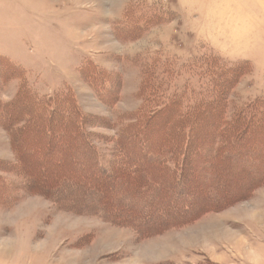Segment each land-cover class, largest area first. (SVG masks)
I'll return each mask as SVG.
<instances>
[{
  "label": "rangeland",
  "instance_id": "374dc122",
  "mask_svg": "<svg viewBox=\"0 0 264 264\" xmlns=\"http://www.w3.org/2000/svg\"><path fill=\"white\" fill-rule=\"evenodd\" d=\"M146 71L153 73L157 95L141 93ZM101 80L110 94L101 92ZM216 85L226 92L220 115L228 120L264 102V0H0V120L3 104L17 101L23 111L30 95L39 100L73 96L75 108L93 118L86 132L110 170H118L122 149L133 154L120 139L142 126L146 100L155 105L180 100L187 109L204 93L213 95ZM19 93L26 94L16 99ZM174 115L171 109L157 132L147 133L148 152H159L157 140L170 134ZM54 122L60 125L59 119ZM29 154L18 162L0 127V163L13 166L11 172L0 168V178L21 189L13 205L0 208V264H264V186L190 224L146 236L130 222L116 225L62 211L50 197L26 192L23 169L39 175L47 165L60 164L55 157L43 158L40 148ZM68 155L50 177L38 176V188L64 176H88ZM225 182L228 194L201 199L194 209L243 190L235 181ZM168 190L158 195L163 206ZM168 211L146 217L142 227L151 232L161 226Z\"/></svg>",
  "mask_w": 264,
  "mask_h": 264
},
{
  "label": "trees",
  "instance_id": "16d2710c",
  "mask_svg": "<svg viewBox=\"0 0 264 264\" xmlns=\"http://www.w3.org/2000/svg\"><path fill=\"white\" fill-rule=\"evenodd\" d=\"M144 75L141 93L157 95L159 90L153 88L156 83L153 85L151 80L152 71H146ZM97 83L103 86L100 89L102 93L110 94L106 81L105 85L102 80ZM216 87L217 91L213 95L204 93V99L196 105L187 106V109H184L180 100H172L166 105H155V102L146 100L139 117L143 119L142 126L133 127L120 139L133 154L129 157L128 151L122 149V163L120 162L118 170L108 169L106 161L101 158L86 132L88 123L93 118L75 108L76 101L72 95L68 97L58 94L52 99L39 100L27 92L30 103L26 105L32 107L31 110L25 106L21 111L17 101L3 104L1 112L4 119L0 120V127L10 138L15 155L19 157L18 162L21 163L20 158L28 155L34 148H40L44 153L43 158L55 157L61 166L66 162L68 154L75 156L77 169L82 173L88 172V176H61L62 178L52 182L47 178L46 183L55 184H47L48 188H38L41 178L38 176L44 173L45 178L50 177L58 170L59 165H47L49 168L40 171L39 175H33L21 165L29 186V191L23 189V192L50 197V201L62 211L96 216L116 225H121L123 220L130 222L148 236L185 223L190 224L202 214L216 212L229 204L243 201L255 189L264 186V102L250 104L228 120L220 115L225 111L226 100L223 96L226 92L222 86ZM20 94L16 99L22 98L26 93ZM171 109L175 112V117L172 116V122L168 123L170 134L160 136L157 140L159 152H148L152 144L147 133L154 130L155 134L163 116ZM55 119H59V126L54 122ZM54 123L58 131L54 129ZM33 129L35 134L32 133ZM31 138L34 139L33 145L29 144ZM136 147L139 152L134 157ZM143 152L145 156H142ZM12 167L7 163H0V168L4 171L11 172ZM150 167H156V172L150 171ZM90 168L92 172L89 171ZM0 180V195L2 189H7L0 196H4L0 208L9 207L18 200L16 191L21 189L2 178ZM226 180L230 183L237 182L243 190L229 200H221L220 204H205L198 207V210L194 209L201 199L206 200L218 192L222 193V197L223 194H228ZM96 181L103 182V185ZM90 182L95 183V186ZM163 188L170 192L167 200L162 202L164 206L158 200ZM134 197L144 202L141 205L131 203ZM74 204H78V209L74 208L77 207ZM190 208H193L191 213ZM166 209L169 210L168 216L163 217L161 226L153 228L154 233L142 227L147 223L146 217L166 215ZM126 215L135 218L130 221L124 217Z\"/></svg>",
  "mask_w": 264,
  "mask_h": 264
}]
</instances>
